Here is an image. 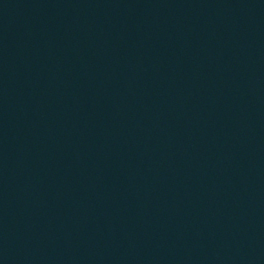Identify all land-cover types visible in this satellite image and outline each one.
I'll use <instances>...</instances> for the list:
<instances>
[{
	"label": "water",
	"instance_id": "water-1",
	"mask_svg": "<svg viewBox=\"0 0 264 264\" xmlns=\"http://www.w3.org/2000/svg\"><path fill=\"white\" fill-rule=\"evenodd\" d=\"M0 264H264V0H0Z\"/></svg>",
	"mask_w": 264,
	"mask_h": 264
}]
</instances>
